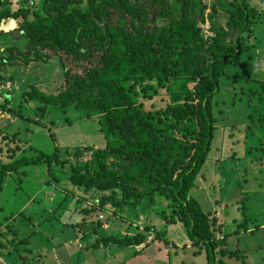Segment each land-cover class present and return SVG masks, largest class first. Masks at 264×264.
Instances as JSON below:
<instances>
[{
    "label": "trees",
    "instance_id": "obj_1",
    "mask_svg": "<svg viewBox=\"0 0 264 264\" xmlns=\"http://www.w3.org/2000/svg\"><path fill=\"white\" fill-rule=\"evenodd\" d=\"M17 4L13 8L12 0H0V28L16 22L14 38L27 41V49H8L3 69L17 62L47 65L58 58L64 70L59 93L47 94L32 85L24 96L36 104L41 119L52 109L87 111L86 120L98 119L107 145L101 150L76 148L67 155L56 147L50 155L18 160L20 148L11 150L13 162L0 168V192L8 176L47 165L48 185H57L56 169L68 166L73 187L95 193L120 190L126 199L120 206L139 207L146 198H165L170 211L157 214L169 226L183 224L198 249L196 255L206 251L208 264H216L221 226L191 193L215 139V98L222 80L232 77L230 68L240 66L245 52L259 42L264 13L250 0H236V5L219 2L220 11L231 14L228 29L217 21L215 11L208 18L215 36L205 39L200 27L207 21L204 0H17ZM183 82H188L185 88ZM170 85L180 94L171 97L168 107L147 111L145 103ZM260 123L264 126V112ZM51 137L56 142L55 135ZM108 200L105 196L102 204ZM167 235V230L158 232L153 242L168 245ZM145 237L103 234L92 249L102 244L139 247Z\"/></svg>",
    "mask_w": 264,
    "mask_h": 264
},
{
    "label": "rangeland",
    "instance_id": "obj_2",
    "mask_svg": "<svg viewBox=\"0 0 264 264\" xmlns=\"http://www.w3.org/2000/svg\"><path fill=\"white\" fill-rule=\"evenodd\" d=\"M219 2L236 5V0H204L207 21L200 27L205 39L215 36L208 20L215 11L217 21L228 29L231 14L220 11ZM250 3L264 13V0ZM12 5L18 8L17 0ZM259 22L263 27L259 42L245 52L240 66L230 68L232 77L222 80L216 95L215 139L198 186L191 193L221 226L216 264H264V126L260 123L264 112V14ZM16 27V22L9 21L0 28V168L13 162L11 150L17 148L15 160L50 155L56 147L65 155L76 148L104 149L107 140L99 121L86 120L85 110L52 109L47 118L37 117L36 104L28 102L24 94L32 85L47 94H58L64 70L58 58L47 65L17 62L4 70L2 60L9 57L8 49H27V41L14 38ZM187 84L183 82L182 88ZM167 88L145 103L147 111L168 107L171 97L180 94L172 85ZM56 172L60 177L57 185L47 184L51 178L47 165L7 177L0 192V244L5 247H0V264H208L207 252L196 255L198 249L183 224L169 226L157 214L170 211V201L156 197L144 199L139 207L120 206L126 203L122 191L86 192L70 184L68 166ZM105 196L109 200L102 204ZM94 208L96 215L85 212ZM166 230L170 244L153 242L158 232ZM103 234L120 238L142 234L146 241L139 247L102 244L93 250Z\"/></svg>",
    "mask_w": 264,
    "mask_h": 264
},
{
    "label": "built area",
    "instance_id": "obj_3",
    "mask_svg": "<svg viewBox=\"0 0 264 264\" xmlns=\"http://www.w3.org/2000/svg\"><path fill=\"white\" fill-rule=\"evenodd\" d=\"M1 99H2V98H1V96H0V101H1Z\"/></svg>",
    "mask_w": 264,
    "mask_h": 264
}]
</instances>
